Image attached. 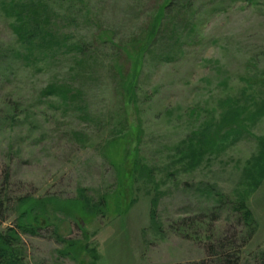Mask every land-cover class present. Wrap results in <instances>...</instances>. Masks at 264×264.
<instances>
[{"label": "rangeland", "instance_id": "1", "mask_svg": "<svg viewBox=\"0 0 264 264\" xmlns=\"http://www.w3.org/2000/svg\"><path fill=\"white\" fill-rule=\"evenodd\" d=\"M0 203V264H263L264 0H0Z\"/></svg>", "mask_w": 264, "mask_h": 264}, {"label": "trees", "instance_id": "2", "mask_svg": "<svg viewBox=\"0 0 264 264\" xmlns=\"http://www.w3.org/2000/svg\"><path fill=\"white\" fill-rule=\"evenodd\" d=\"M35 6H39V4H35ZM30 21H33L30 23ZM18 35L21 36L23 42L26 43L27 47H33V42H37L42 45L43 42H48V45L51 46H60L59 39L53 38L51 32L41 25V17L39 14L28 17V21H24L23 25L19 27L17 31ZM57 37V36H56ZM43 40V41H42ZM45 43V44H46ZM31 50L33 48H30ZM128 88V87H127ZM0 214H1V203H0ZM217 262L219 264H237V258L228 255L227 253H218L216 255ZM264 264V262H263Z\"/></svg>", "mask_w": 264, "mask_h": 264}]
</instances>
